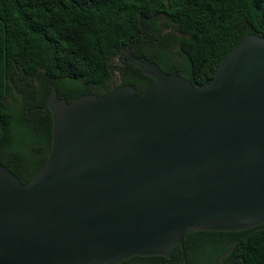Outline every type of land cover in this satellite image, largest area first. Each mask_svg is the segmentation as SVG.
Segmentation results:
<instances>
[{
	"label": "water",
	"instance_id": "95a60500",
	"mask_svg": "<svg viewBox=\"0 0 264 264\" xmlns=\"http://www.w3.org/2000/svg\"><path fill=\"white\" fill-rule=\"evenodd\" d=\"M153 82L67 102L54 86L47 159L25 184L0 162V264L169 258L191 230L264 223V37L246 34L195 87L130 53Z\"/></svg>",
	"mask_w": 264,
	"mask_h": 264
},
{
	"label": "trees",
	"instance_id": "16d2710c",
	"mask_svg": "<svg viewBox=\"0 0 264 264\" xmlns=\"http://www.w3.org/2000/svg\"><path fill=\"white\" fill-rule=\"evenodd\" d=\"M248 33L264 37V0H0V162L25 184L47 159L51 113L30 117L28 96L42 106L53 85L67 102L125 84L136 93L149 86L154 79L133 63L111 64L128 42L134 56L198 87ZM19 79L32 88L21 94ZM184 250V264H264V223L191 230ZM179 260L176 245L169 258L134 256L117 264Z\"/></svg>",
	"mask_w": 264,
	"mask_h": 264
},
{
	"label": "flooded vegetation",
	"instance_id": "af4514ba",
	"mask_svg": "<svg viewBox=\"0 0 264 264\" xmlns=\"http://www.w3.org/2000/svg\"><path fill=\"white\" fill-rule=\"evenodd\" d=\"M130 48H131V44L129 46V49ZM130 53H132L131 50H130ZM118 54L120 55V61H119L118 64L114 65V69H116L118 67H121L122 66V64H121L122 62L129 63V64L131 63V61H129L130 56L128 55V47H127V45H126V47L121 48L120 50H118ZM17 87H18L17 89H19V91H21V92L23 91L21 94H24V89H26V88H30L31 89L32 88V86L28 85L26 81H22L21 79H19L17 81ZM67 95L69 96V94H67ZM47 99H46V101H47ZM46 101H45V103H46ZM1 102L2 101L0 100V106H1ZM45 103L42 106H37V105L34 106V105H32V98L28 96V102L25 105V110L29 114L30 117H37L38 115H40L41 112L43 114L46 113L47 109H43ZM34 164H38V162H36ZM29 170H30L29 168L26 169L27 173H29Z\"/></svg>",
	"mask_w": 264,
	"mask_h": 264
},
{
	"label": "rangeland",
	"instance_id": "374dc122",
	"mask_svg": "<svg viewBox=\"0 0 264 264\" xmlns=\"http://www.w3.org/2000/svg\"><path fill=\"white\" fill-rule=\"evenodd\" d=\"M119 63V54H117L116 56H114V58L111 61L112 65H116Z\"/></svg>",
	"mask_w": 264,
	"mask_h": 264
}]
</instances>
